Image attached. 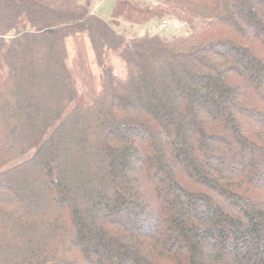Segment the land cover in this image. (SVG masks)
Instances as JSON below:
<instances>
[{
	"label": "trees",
	"instance_id": "obj_1",
	"mask_svg": "<svg viewBox=\"0 0 264 264\" xmlns=\"http://www.w3.org/2000/svg\"><path fill=\"white\" fill-rule=\"evenodd\" d=\"M155 1L189 34L0 0V264H264V0Z\"/></svg>",
	"mask_w": 264,
	"mask_h": 264
},
{
	"label": "rangeland",
	"instance_id": "obj_2",
	"mask_svg": "<svg viewBox=\"0 0 264 264\" xmlns=\"http://www.w3.org/2000/svg\"><path fill=\"white\" fill-rule=\"evenodd\" d=\"M159 3L155 0H91L93 11L102 17L116 31L128 38L143 34L156 33V11ZM171 18L170 16H164ZM181 29L173 28L172 24L158 34L164 39L184 34ZM185 35V34H184ZM68 61L75 81L80 89V97L88 99L99 88L100 68L94 61L89 40L85 34H77L68 39ZM111 64L119 76L125 75V69L117 58L111 56ZM88 93V94H87Z\"/></svg>",
	"mask_w": 264,
	"mask_h": 264
},
{
	"label": "built area",
	"instance_id": "obj_3",
	"mask_svg": "<svg viewBox=\"0 0 264 264\" xmlns=\"http://www.w3.org/2000/svg\"><path fill=\"white\" fill-rule=\"evenodd\" d=\"M170 24H172L173 28H175V29L183 30L184 31L183 33L185 35L189 34V29L187 28V25L185 23H183V22H180V21L176 20V19H167V18H165V19L157 22L155 24V30L156 31L165 30V29L168 28V26Z\"/></svg>",
	"mask_w": 264,
	"mask_h": 264
}]
</instances>
